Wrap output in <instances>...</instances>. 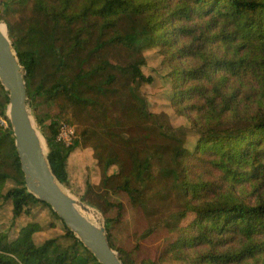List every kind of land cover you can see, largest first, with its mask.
I'll return each instance as SVG.
<instances>
[{
	"label": "trees",
	"instance_id": "trees-1",
	"mask_svg": "<svg viewBox=\"0 0 264 264\" xmlns=\"http://www.w3.org/2000/svg\"><path fill=\"white\" fill-rule=\"evenodd\" d=\"M11 3H0V19L26 71L28 104L58 108L47 125L38 123L59 182L71 188L70 154L91 147L101 168L97 191L122 190L146 212L173 191L181 206L173 216L194 213L173 227L179 233L168 258L264 264V0H14L17 16ZM148 48L170 67V106L188 124L172 126L149 108L141 90L153 82L142 71ZM7 102L0 84L7 124L0 122V206L9 201L10 223L46 209L61 232L36 242L38 222L14 235L0 229V264H101L27 191ZM61 122L75 129L70 145L57 140ZM86 185L80 199L100 209ZM108 223L112 249L123 264H136L113 245Z\"/></svg>",
	"mask_w": 264,
	"mask_h": 264
},
{
	"label": "rangeland",
	"instance_id": "rangeland-1",
	"mask_svg": "<svg viewBox=\"0 0 264 264\" xmlns=\"http://www.w3.org/2000/svg\"><path fill=\"white\" fill-rule=\"evenodd\" d=\"M9 0H0V3ZM10 15L17 16L14 0ZM1 9V7H0ZM146 65L142 67L145 75H152L153 82L141 87L143 94L149 102V108L155 113H162L166 121L172 126L186 125L184 116H180L170 106V79L168 77V64L162 62L164 56L157 48H148L144 51ZM112 60H114L112 58ZM35 124L40 131L39 122L47 125L58 113L56 105H37L35 110L29 106ZM84 117V116H83ZM83 122V119L80 118ZM3 126L6 122L0 118ZM41 133V132H40ZM43 136V135H42ZM196 140L194 134L186 138L185 147L190 150ZM46 143V142H45ZM47 150V147H46ZM115 166L109 169L113 172ZM69 181L71 188L69 192L80 199L87 189L86 183H91L93 189L89 190L88 196L101 209L95 208L101 213L104 223L109 219V232L111 242L115 247L123 249L136 264L153 262V264H181L173 258H168L166 252L177 240L179 231L173 228L183 227L195 219L193 212L188 211L186 215L178 219L173 215L181 210V206L175 199V192H167L166 196H157L149 202L147 212L140 206L133 204L127 194L122 190H108V192L97 191V185L101 178V168L97 164L91 147H77L71 154L68 165ZM10 183H7L8 187ZM161 189L157 186L155 189ZM162 190V189H161ZM81 200V199H80ZM120 205V209L117 205ZM92 206V205H91ZM10 203L0 206V229L14 235L21 224L38 222L41 229L34 235L36 242L43 241L55 233L61 232V225L56 222L46 209L35 207L29 215H23L16 222L10 223ZM55 221V222H53ZM52 225V226H51Z\"/></svg>",
	"mask_w": 264,
	"mask_h": 264
},
{
	"label": "water",
	"instance_id": "water-1",
	"mask_svg": "<svg viewBox=\"0 0 264 264\" xmlns=\"http://www.w3.org/2000/svg\"><path fill=\"white\" fill-rule=\"evenodd\" d=\"M25 75L26 71L8 37L7 25L0 19V84L8 93L6 115L27 191L48 203L99 263L123 264L117 251L109 244L101 213L73 196L54 175L45 139L29 109Z\"/></svg>",
	"mask_w": 264,
	"mask_h": 264
},
{
	"label": "built area",
	"instance_id": "built-area-1",
	"mask_svg": "<svg viewBox=\"0 0 264 264\" xmlns=\"http://www.w3.org/2000/svg\"><path fill=\"white\" fill-rule=\"evenodd\" d=\"M74 137H75L74 127L65 122H61L59 125L57 140L61 141L65 145H70L73 142Z\"/></svg>",
	"mask_w": 264,
	"mask_h": 264
},
{
	"label": "bare ground",
	"instance_id": "bare-ground-1",
	"mask_svg": "<svg viewBox=\"0 0 264 264\" xmlns=\"http://www.w3.org/2000/svg\"><path fill=\"white\" fill-rule=\"evenodd\" d=\"M3 29H4V27H3ZM5 30V29H4ZM94 217H96L95 215H94Z\"/></svg>",
	"mask_w": 264,
	"mask_h": 264
}]
</instances>
